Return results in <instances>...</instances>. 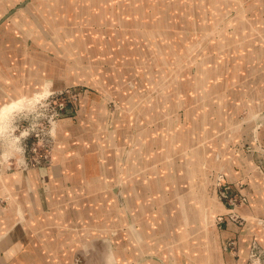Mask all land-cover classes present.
Returning <instances> with one entry per match:
<instances>
[{"label":"crops","instance_id":"crops-1","mask_svg":"<svg viewBox=\"0 0 264 264\" xmlns=\"http://www.w3.org/2000/svg\"><path fill=\"white\" fill-rule=\"evenodd\" d=\"M16 1L0 0V9L5 3L11 5L8 15L0 17V107L39 87L45 63L54 70L62 50V56H76L81 39L75 35L78 28L91 56L93 46L97 47L94 41L101 45L128 41L134 47L141 43L139 48L145 50L141 53L145 56H153V50L161 59L171 56L167 45L158 49L153 43V49L147 51L152 40L172 39L167 31L173 25L172 1ZM183 1L178 0L175 6L206 8L201 4L196 7V0H191L192 4ZM162 8L167 10L164 14ZM18 14L24 23L28 20L33 28H39L30 32L15 16ZM185 17L183 14L179 23L188 25ZM199 18L198 24L204 22ZM123 47L126 44L120 49ZM45 57L52 58L46 62ZM151 61L153 72H164L167 62L160 67L161 60L159 64L157 59ZM230 128L232 123L227 128L231 137L234 132ZM135 131L56 132L51 166L4 172L0 196L7 197L8 204L0 210V264H250V256L264 248V229L258 224L264 218V175L257 170L255 142L249 137L252 131L248 129L242 140H251V148H255L242 150L243 159L233 158L235 170L227 173L232 180L228 183L242 185L241 193L246 197V203L236 210L245 220L238 224L227 220L222 203H213L214 195L207 193L205 174L198 170L197 161L189 166L190 155L186 154L183 161H165L166 170L161 172L156 165L158 154L168 156L180 147L173 135L163 132L162 137L150 132L148 144L142 145L138 139L146 132ZM256 136L259 144H264V124ZM125 137L126 143L122 141ZM75 138L85 141V153L69 151L75 146ZM235 146L238 150L239 143ZM146 148L154 151L152 160L143 161L140 153ZM193 152L192 158L208 154L198 146ZM192 194L197 196L200 210L194 208ZM184 198H189L186 208L180 209L185 226L179 229L172 205ZM110 228L117 229L112 238L108 236ZM179 233H184L183 240H179ZM231 239L235 240L236 254L223 248ZM46 248H54L57 255H40ZM256 262L259 264L258 258Z\"/></svg>","mask_w":264,"mask_h":264},{"label":"rangeland","instance_id":"rangeland-1","mask_svg":"<svg viewBox=\"0 0 264 264\" xmlns=\"http://www.w3.org/2000/svg\"><path fill=\"white\" fill-rule=\"evenodd\" d=\"M167 1L173 2V25L167 30L172 39L152 40L147 51L153 49V43L158 49L167 45L171 56L163 59L155 50L150 57L141 54L145 51L140 50L141 43L134 47L128 41H109L103 45L94 41L97 47L93 46L91 56L87 54L82 32L79 28L75 30L76 37H81L77 41L76 56H62V50L59 65H55L54 70L45 63L46 71L41 83L38 82L39 87L29 89L26 97L44 89L47 94L22 103L0 131V177L4 172L51 166L56 132H132L135 129V132H146L138 139L142 145L148 144L150 132L162 135L166 132L173 135L172 139L178 141L176 144L180 147L177 152H169V158L167 154H158L156 165L162 168L161 172L166 170L165 161H183L186 154L190 155L189 166L192 168L197 161L198 170L205 174V189L214 195L213 203H222L228 210L227 200L221 193L224 187L231 186L227 173L235 170L233 158L243 159L242 150L250 152L255 148H251V144L260 142L256 132L262 125H254V122L264 113V0H196L195 6L201 4L205 10L175 6L178 0ZM186 2L192 4L191 0L183 1ZM10 6L9 3L3 5L0 17L8 15ZM161 11L164 14L167 10L162 8ZM183 14L188 25L179 23ZM15 16L23 22L22 15ZM199 17L204 22L198 24ZM25 22L30 32L39 28L37 25L33 28L28 20ZM124 43L126 47L120 49ZM50 58L45 57L46 62ZM152 59H157L158 64V59L161 60L160 67L167 62L162 68L164 72H153L149 65L153 64ZM171 63L172 68L168 66ZM59 103L65 104L60 115ZM60 123L64 125L60 127ZM230 123L235 129L231 137L227 135ZM248 129L252 131L249 137L253 142L247 138L242 140ZM35 133H46L43 137L48 140L43 153L47 154V161L41 164L31 161L37 156L30 151L36 144ZM151 137L155 138V134ZM75 140L76 147L69 151L77 149L80 154L85 153V141ZM122 141L126 143V137ZM237 143L238 150H235ZM196 146L208 154L192 158ZM148 149L140 153L143 161L152 160L154 151ZM214 154L217 156L213 161ZM174 172L175 169L172 175L176 176ZM193 194L191 202L200 210L197 196ZM7 202V197L0 196V210L7 207ZM259 221L264 229V218ZM108 236L112 238L114 234L110 232ZM226 251L236 254V245ZM260 251L250 256V264H257V258L259 264H264V248ZM53 253L57 255L54 248L39 252L44 256Z\"/></svg>","mask_w":264,"mask_h":264},{"label":"built area","instance_id":"built-area-1","mask_svg":"<svg viewBox=\"0 0 264 264\" xmlns=\"http://www.w3.org/2000/svg\"><path fill=\"white\" fill-rule=\"evenodd\" d=\"M63 110H65V104L59 103L57 108V111H59V115L60 112L62 114ZM33 136L36 139V144H33V146L30 148V151L37 156H33L31 158V161L32 163L41 164V162L47 161V154H43V153L46 152L45 148L48 147V140L44 139L43 137L46 136V133L44 134L35 133ZM255 147H256L255 153L257 154L258 162H259L257 166V170L260 173L264 174V144H257L255 145ZM41 151L42 154L38 155L37 153ZM242 188H243L242 185H240L239 183H235L233 186L224 187V190H222L221 193L223 198L227 200L228 212L226 214V218L228 221L236 224L240 223L243 220V218L237 214L236 210L237 208H239L241 204L246 203V197L241 193ZM234 246H235L234 241H228L223 245V248L226 250H231V248H233Z\"/></svg>","mask_w":264,"mask_h":264},{"label":"bare ground","instance_id":"bare-ground-1","mask_svg":"<svg viewBox=\"0 0 264 264\" xmlns=\"http://www.w3.org/2000/svg\"><path fill=\"white\" fill-rule=\"evenodd\" d=\"M258 12V10H257ZM47 90L44 89L43 92L41 93H35L32 97H29L28 98L25 96V95H21L20 97L18 98H15L12 102L8 103V104H4L0 107V131L2 130L3 126L5 125L6 121L9 120V118L14 114L13 112H15L19 107L21 108L22 106V103H24L25 101H30V100H33V99H36V98H42V96L46 95L47 94ZM23 94V93H22ZM32 95V94H31ZM38 101V99H37ZM36 101V102H37ZM31 102V101H30ZM34 104V103H32ZM33 106V105H32ZM93 111V110H92ZM95 112V111H94ZM13 113V114H12ZM254 120V119H253ZM124 122V121H123ZM238 125V124H237ZM123 127V126H122ZM232 132H234L235 129L233 128H230ZM238 131V130H237ZM4 155L1 156V159H3ZM168 157V156H167ZM166 158V157H165ZM167 159V158H166ZM127 175V173H126ZM127 178V177H126ZM220 179V178H219ZM126 181V180H125ZM132 181V180H131ZM134 181V180H133ZM133 183V182H132ZM198 187V186H197ZM190 189H191V185L188 189V193L190 194ZM5 190V189H4ZM6 192V191H5ZM187 199L184 198L183 201L180 202V200H178L177 202L175 201L172 205V211H173V214L175 215L174 216V221H175V225L177 227L180 228H183L185 226V222L182 218V215H181V208H186L187 204H188V200L186 201ZM97 206V205H96ZM195 207V206H194ZM162 208L165 209V211L161 212V213H165L166 212V207L163 206ZM131 209H133V203L131 202ZM135 209V208H134ZM110 210V209H109ZM135 211L137 212V210L135 209ZM135 212V213H136ZM228 212V211H227ZM209 214H211V211L209 210ZM207 221L209 220L208 218H205ZM209 223V222H208ZM204 225V224H203ZM210 225V224H209ZM111 226V225H109ZM113 226V225H112ZM111 229V228H110ZM110 232H112V234L116 235L117 233V229H111ZM184 234V233H183ZM183 234L179 233L178 236L180 237L179 240H183Z\"/></svg>","mask_w":264,"mask_h":264},{"label":"water","instance_id":"water-1","mask_svg":"<svg viewBox=\"0 0 264 264\" xmlns=\"http://www.w3.org/2000/svg\"><path fill=\"white\" fill-rule=\"evenodd\" d=\"M264 124V113L261 114L254 122V125H263Z\"/></svg>","mask_w":264,"mask_h":264}]
</instances>
